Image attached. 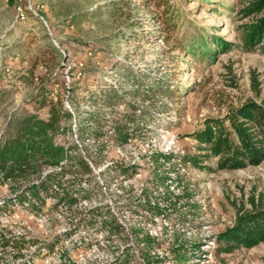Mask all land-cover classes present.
<instances>
[{"label": "rangeland", "instance_id": "1", "mask_svg": "<svg viewBox=\"0 0 264 264\" xmlns=\"http://www.w3.org/2000/svg\"><path fill=\"white\" fill-rule=\"evenodd\" d=\"M167 6L185 52L158 31L155 18ZM239 7L240 0H0V140L27 114L47 119V108L35 109L41 85L74 116L59 137L71 150L63 170L44 172L59 173L47 193H25L39 175L0 179V264H264V243L226 252L229 244L216 238L251 195L264 194V161L217 172L185 162L197 152L188 135L206 118L254 98L251 72L264 96V43L249 53L233 47L213 62L206 54L212 37L238 42ZM79 123L90 132L78 135ZM116 124L128 127L123 145ZM77 158L97 163V174H84ZM202 165L214 170L216 160ZM119 166L130 167L125 179ZM149 201L160 216L144 208ZM177 246L186 261L171 254Z\"/></svg>", "mask_w": 264, "mask_h": 264}, {"label": "trees", "instance_id": "2", "mask_svg": "<svg viewBox=\"0 0 264 264\" xmlns=\"http://www.w3.org/2000/svg\"><path fill=\"white\" fill-rule=\"evenodd\" d=\"M237 17L240 22L237 26V43L212 37L210 42L214 48L211 49L207 44L206 54L212 62L218 55L227 53L233 47L249 53L264 43V0H240ZM155 19L164 40L173 42L174 50L185 52L187 49L184 44L174 38L177 24L170 6L165 7L162 15ZM260 85L259 75L251 72L250 91L254 98L237 107H230L223 117L206 118L199 130L188 135L196 142L197 152L187 156L185 162L197 169L217 172L256 167L264 161V96H261ZM34 99L37 111L47 108V119L27 114L15 123L16 132L13 137L0 140L1 181L39 175L36 183H28L25 188V193L32 199L38 198L40 193H47L53 177L59 174H46L44 170L59 167L67 157L70 148L55 146L52 138L64 121L71 117L58 98L54 102L48 97L45 85H41L36 91ZM91 120L87 119L88 122ZM85 127L79 123L77 130L81 135L90 132V128ZM113 127L116 142L125 144L130 135L128 127L124 124ZM152 157L154 162H158L156 155ZM211 159L216 160L214 170L202 165ZM74 162L84 174H88L89 168L82 158H77ZM118 168L121 175L128 176L131 173L130 167ZM24 201L25 198H20L19 204L23 205ZM67 201L68 205L75 203L74 198ZM248 205V209L238 208L233 224L216 237L218 242L229 244L226 252L235 248L252 249L264 243V194L251 195ZM144 208L155 217L160 216V209L156 205L150 206L147 203ZM152 242L150 236L143 237L144 246H151ZM170 252L180 262L186 261L184 256L179 257L180 246L170 248Z\"/></svg>", "mask_w": 264, "mask_h": 264}, {"label": "built area", "instance_id": "3", "mask_svg": "<svg viewBox=\"0 0 264 264\" xmlns=\"http://www.w3.org/2000/svg\"><path fill=\"white\" fill-rule=\"evenodd\" d=\"M64 107L67 108L69 113L71 114V117L69 118V120L71 118L74 119V116H73L72 112L70 111V109L68 108L66 103H65ZM72 132L74 133V136H75V128L73 129ZM62 135H63V125H61V128L58 130V132L53 135L52 141H53L55 146H63L64 147V145L62 143H60V139H59V137L62 136ZM78 135H80L79 132H78ZM86 136H87V134H86ZM94 139H95V141H96V143L98 145L100 143V141H99L100 139L97 138V137L94 138ZM76 144H78V143H76ZM64 148H66V147H64ZM68 153H70V151ZM66 159H67V157L65 158L64 162H62L59 167L47 168V169L44 170V172L46 170H53V171L61 172L63 170V168H64V163H65ZM82 159L86 162V164H87V166L89 168V172H88L87 175H91L92 173L93 174H97V171H99V168L97 167L98 164L93 162V160H91L90 158H82ZM95 168H97V169H95ZM119 177H121V179H125L126 176L125 175H120ZM148 204L150 206L156 205L157 207L159 205L157 203L155 204V202H153V201H149Z\"/></svg>", "mask_w": 264, "mask_h": 264}]
</instances>
